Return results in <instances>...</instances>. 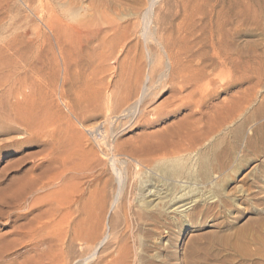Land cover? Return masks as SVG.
I'll list each match as a JSON object with an SVG mask.
<instances>
[{"label":"rangeland","instance_id":"374dc122","mask_svg":"<svg viewBox=\"0 0 264 264\" xmlns=\"http://www.w3.org/2000/svg\"><path fill=\"white\" fill-rule=\"evenodd\" d=\"M219 38L231 51L250 48L253 67H264V0H0V108L9 112L19 102L35 139L0 152V172L10 163L23 171L49 150L67 149L73 188L107 178L114 193L108 158L116 155L126 182V223L117 224L106 244L128 243L132 264H264V130H258L264 117L235 129L263 102L264 79L252 83L254 102L238 113L237 123L193 144L203 130L216 127L246 87L223 91L236 71L219 64L225 47ZM199 72L197 92L181 83L183 76L196 78ZM7 122L0 121V145L8 138L2 136L4 125L13 126ZM10 137L19 141L24 135ZM161 145L169 147L152 152ZM177 146L189 148L169 153ZM218 151L229 152L221 172L213 171ZM132 157L149 158L154 167L144 163L136 169ZM202 168L209 171L205 177ZM13 169L1 188L17 177ZM144 188L164 191V197L149 209ZM156 212L169 218V230H153L149 215ZM10 226L0 220V246L16 238ZM20 251L1 255L0 264H28L30 255Z\"/></svg>","mask_w":264,"mask_h":264},{"label":"bare ground","instance_id":"6f19581e","mask_svg":"<svg viewBox=\"0 0 264 264\" xmlns=\"http://www.w3.org/2000/svg\"><path fill=\"white\" fill-rule=\"evenodd\" d=\"M224 35L222 33L220 36L223 37ZM218 40H219L218 43L220 46L226 47V48L222 47V50L220 51L222 53V55H221L222 61L219 62V64L221 66H223V64L228 63L232 67H234V69L236 71L235 75L226 84L223 91H229L231 89L239 88L242 86H246V87H245V89H243V90H245L244 92L241 91V92H243V94H241L242 95L241 97H238V98L236 96L234 97V99H235L234 104L231 106V108L227 109L224 112V114L222 115V117L220 116L216 119V127L212 126V127H209L207 129L203 130V132H201L200 135L198 134L199 137H197V138H195L196 136L194 137L195 141L193 140L194 141L193 144L194 143L197 144V142L200 143L205 137H208L210 135H215L218 132V129L221 128L222 126H224L225 124L227 125L229 123H233V124L237 123L236 122V120H237L236 116L238 115V113H240V112L244 113V111L247 110L250 107V105L252 106V104L254 102L253 98H252V95H254V93L252 94V90H253L251 88V85H253L252 83H254L255 80H259V78L264 79V67L261 66L260 68H254L252 65V50L250 48H247L244 50L233 49L231 51L229 48L227 49L228 44L227 45L224 44V41L220 38ZM225 42H227V41H225ZM227 43H229V42H227ZM232 44H234V43H232ZM234 45H232V47ZM217 51H218V49H217ZM202 54H198L197 58H200V60H199L200 65L203 64V68H205L206 67V64H205L206 60H205V58H201V57H204ZM219 60H220V58H219ZM178 66L180 67L179 64H178ZM0 68H2L1 64H0ZM202 73L199 72V74L196 75V78H192V76L191 77L189 76V79H188V78H184V76H183L181 83L186 84V85L189 84L190 88H192L194 91L197 92V83L202 78ZM148 80H149V78H148ZM136 84H134L135 88L138 85V84L137 85ZM254 86H256V85H254ZM254 86H253V88H254ZM129 89H131V88H128V91H129ZM132 89H134V88H132ZM134 91H136V89ZM145 92H146V88L143 87L140 91L139 99L145 94ZM131 93H133V92H131ZM255 98L256 97H254V99ZM136 100H138V99H136ZM14 103H15V105L11 106L12 108L10 109L9 112L6 110L5 107L0 108V121L4 122V120H6V122L8 121L9 123L13 124L12 127H7L6 125H4L5 128H3L2 136H8V138L6 137V139H4L2 144L0 145V152H4L7 149H12L15 146H19V147L23 148V147L29 146L35 142L34 141L35 139L33 140V137L31 136L33 129L31 130L32 126H30V124L28 122L29 119L27 120L21 114V111H19V105H18L19 102H14ZM134 105H133V108H135ZM137 106H139V104H137ZM137 106H136V108H137ZM259 107L257 109H255L254 112L250 113L247 116H244L245 118L247 117V119H245L243 117L244 121L240 122L241 123L240 127L239 126L235 127L236 132L242 131L243 127L245 125H247L250 121L259 120V119H262V117H264V98H263V102L260 104ZM170 113L172 114L173 111L167 112V115H169ZM190 113H192V111H190ZM190 113H189V115L192 116ZM238 117H239V115H238ZM194 122H196V121H194ZM2 124H5V123H2ZM192 127H194V125ZM33 128H36V127H33ZM258 130L263 131L264 126L259 128ZM30 131H31V133H30ZM16 133L17 134H23L24 137H22V139L20 138L21 140L19 139V141L10 137L11 134H16ZM37 141H38V139H37ZM262 142L264 143V138L262 139ZM169 144H171V143H169ZM250 144H252V143H250ZM190 145H191V143H190ZM108 146L110 149L111 145H108ZM178 146H177V148L173 149L172 151L168 150L169 153L172 154L175 152H179L181 150L183 152L185 149L189 148V147H183L182 148V146H180V147H178ZM167 147H169V145H161L159 147L157 146L152 152L153 153H159V152L165 151V149ZM64 150H67V149H61L60 148L58 151H56L57 154H54L55 150H54V152L52 149L49 150L50 153L45 155L44 158L41 159V162L39 161L37 165L33 163V165H36V166L28 167L27 169H25L23 171L21 169L18 170V167L10 166V164H11L10 163V164H8L9 166L7 165L0 172V220H2L3 223L5 221H7L8 225H11L10 226L12 229L11 236L13 235L16 237L13 240V243H10L11 241L10 242L6 241V243H4V242L2 243L3 245L1 244L0 256L5 254V253H8L11 250H13L15 252L16 250L18 251V250L22 249L23 251L22 252L20 251L21 252L20 255L26 254V255H30L32 257L31 259H29L30 256L28 257V264H45L44 263L45 260H46V262L48 261L47 264H55L54 261L56 260V258L57 259L59 258L58 259L59 264H68V262H70L71 260H73L72 264H87L89 262H90L89 264H91L92 260H96V264H132V261L134 263L135 257L130 252L132 250L131 247H129L131 250L128 249V246H127L128 243L126 244L125 242L122 241L121 243H118L117 245H115L116 246V247L114 246L115 248H112V244H109V243L106 244L110 238L111 231L116 228L117 224L121 220H123L122 222L126 223V213H125L126 211H125V207H124V202H125L124 201V199H125L124 190H125L126 182H125V176L124 177L122 176L123 175L122 170L120 173L119 170L115 166L116 160H117V159L115 160L116 155L112 154L115 158H113V156L108 158L107 156L109 154H107V153L109 151L107 153L103 152V155L108 158V163H109V166L113 172L112 174L114 175V179L116 182L115 185H117V187H115L116 191L114 193L111 191V188H112L111 182L107 178L104 181L98 179L96 181L88 182L86 184V186H84L83 188L81 187L80 189L77 190V189L73 188L74 185L72 186L73 183L70 182L71 178L73 176V168H74V166H72L71 163H68V156H69L70 152L68 150L64 152ZM106 151H107V149H106ZM110 152H113V151L110 150ZM26 157L27 156L24 155L23 157L20 158V160L18 159L20 165L22 162L24 163V159ZM213 157H215V162H216L215 166L213 165L214 166L213 171L221 172L224 168V165L227 162V159L229 158V152L227 153L226 151H221V152L218 151V153ZM130 161H133L134 167L136 169H138L139 167H143L144 163H147V165H150L152 163L151 159H149V158H147L146 160L142 159V160L138 161L132 157V158H130ZM119 163H120V165L122 164L123 170H124L123 167L126 166V168H127V162L126 161L119 162ZM18 165H16V166H18ZM123 165H125V166H123ZM151 165H153V163ZM12 167L15 169V172L18 171L17 177H13V179L10 181V183L6 187L1 188L2 184H3L4 177L6 175V172L8 170L12 169ZM153 167H154V165H153ZM20 168H21V166H20ZM160 169H161V171H163V173L166 174V171L163 168H160ZM74 171H75V169H74ZM76 172H77V170H76ZM208 172H207L206 168H202L200 173H201V175H203L205 177V176H207ZM60 178H61V180H62L61 182L63 184L60 183L61 186L59 185L60 187L58 186L59 188H56V186L58 184L56 185L55 181L59 180ZM73 182H75V181H73ZM170 189H171V187H170ZM144 190H145V192H144L143 196H144V198L147 199L146 204L149 203V205H147V208L149 207V209H150V203H153V202L155 203L156 200H158V199L160 200L164 197V196H162L164 191H162L163 193H160V191H157L154 189H149V188H147V189L144 188ZM139 191H140V189H139ZM126 202H128V201L126 200ZM129 203H127V204H129ZM153 206L155 207V205H153ZM182 207H184V205ZM147 208H145V209H147ZM151 208H153V207H151ZM128 211H130V207H128ZM77 215L81 216L82 218L78 219ZM149 216H150L149 220L151 221V225L153 226V230H155V229L157 230V228L158 227L160 228L161 226L164 227V230L165 229L169 230V226H171V224L169 222V218L167 216H164V214L162 212L151 213ZM103 223H104V225H103ZM261 224H262V222H261ZM136 226L137 225H135V227ZM119 229H120V226H119ZM133 229H132V231H133ZM244 230H245V227H244ZM132 231H130V232H132ZM130 232H128V233H130ZM125 233L126 232L123 231L121 235H124ZM126 237H128V236H126ZM151 237H153V236H151ZM243 238H246V237H243ZM162 244H164V243H162ZM225 244H223V245H225ZM249 244H251V242ZM218 246H217V248H218ZM245 248H247L246 245H245ZM154 249H155V247H154ZM214 249H215V247H214ZM237 249H240V248H237ZM237 252H238V250H237ZM16 254H14V255H16ZM54 254H56L59 257H54ZM187 254H188V252H187ZM243 254L244 253H242V255ZM195 255H196V253H195ZM201 255H202V253H201ZM238 255H241V254H238ZM50 256L54 259L50 260ZM244 256L246 257V255H244ZM77 257H79V258L77 259ZM154 257H156V256H154ZM229 257H228V259H230ZM16 258H17V255H16ZM33 258H35V259H33ZM185 264H186V262H185Z\"/></svg>","mask_w":264,"mask_h":264}]
</instances>
